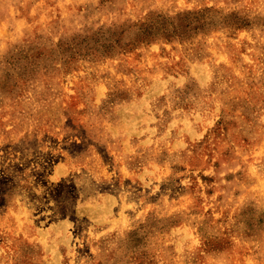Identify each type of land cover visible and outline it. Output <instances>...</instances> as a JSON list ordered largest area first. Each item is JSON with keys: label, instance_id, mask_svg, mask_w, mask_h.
Wrapping results in <instances>:
<instances>
[{"label": "rangeland", "instance_id": "rangeland-1", "mask_svg": "<svg viewBox=\"0 0 264 264\" xmlns=\"http://www.w3.org/2000/svg\"><path fill=\"white\" fill-rule=\"evenodd\" d=\"M0 264H264V0H0Z\"/></svg>", "mask_w": 264, "mask_h": 264}]
</instances>
